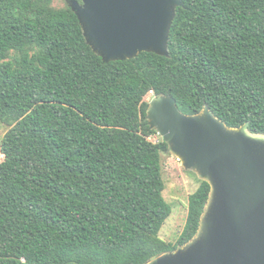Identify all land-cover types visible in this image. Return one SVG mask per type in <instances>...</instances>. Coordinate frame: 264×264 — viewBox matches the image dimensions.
<instances>
[{
    "label": "trees",
    "instance_id": "trees-1",
    "mask_svg": "<svg viewBox=\"0 0 264 264\" xmlns=\"http://www.w3.org/2000/svg\"><path fill=\"white\" fill-rule=\"evenodd\" d=\"M55 1L0 0V264H147L196 235L211 192L161 238L168 145L147 98L264 135V0H181L167 55L110 63Z\"/></svg>",
    "mask_w": 264,
    "mask_h": 264
},
{
    "label": "water",
    "instance_id": "water-1",
    "mask_svg": "<svg viewBox=\"0 0 264 264\" xmlns=\"http://www.w3.org/2000/svg\"><path fill=\"white\" fill-rule=\"evenodd\" d=\"M89 45L105 63L168 54L181 0H67ZM168 152L211 187L196 235L147 264H264V135L228 127L208 107L186 115L175 98L147 110Z\"/></svg>",
    "mask_w": 264,
    "mask_h": 264
},
{
    "label": "rangeland",
    "instance_id": "rangeland-1",
    "mask_svg": "<svg viewBox=\"0 0 264 264\" xmlns=\"http://www.w3.org/2000/svg\"><path fill=\"white\" fill-rule=\"evenodd\" d=\"M67 0H56V7H63ZM153 97L149 95L147 100L151 103ZM9 127L0 124V163L4 160L1 152V144L9 131ZM162 137L157 134L152 141L158 143ZM164 180L166 190L164 197L166 201L173 207V213L164 225L160 236L167 242H176L182 233L188 216L189 197L197 191L202 181L199 175L193 171L187 170L182 161L173 153L163 154L162 157Z\"/></svg>",
    "mask_w": 264,
    "mask_h": 264
}]
</instances>
